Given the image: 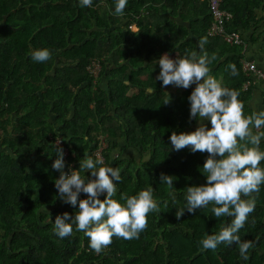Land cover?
I'll use <instances>...</instances> for the list:
<instances>
[{
  "label": "trees",
  "instance_id": "1",
  "mask_svg": "<svg viewBox=\"0 0 264 264\" xmlns=\"http://www.w3.org/2000/svg\"><path fill=\"white\" fill-rule=\"evenodd\" d=\"M221 7L232 11L227 27L240 33L253 59L251 49L261 37L264 41V13L257 15L264 0H222ZM143 8L149 14L131 33L129 25ZM114 12L115 0H92L91 7L83 8L79 0H0V264H264V185L253 194L255 210L238 233L242 241L254 242L247 261L236 245L202 248V239L231 223L230 217L213 216V205L195 214L185 210L177 219V210L187 206V187L206 183L201 171L207 153H192L187 147L176 151L169 139L173 131L179 134L192 124L188 97L194 88L174 96L156 79L164 54L174 59L192 51L215 55L209 74L238 93L247 117L255 112L250 100L256 87L242 89V45L206 34L211 22L208 0H127L123 15ZM252 25L263 29L247 39ZM202 38L207 41L203 49L198 43ZM45 48L51 59L33 61L31 52ZM261 52L264 56V47ZM92 58L102 65L96 81L86 68ZM101 80L107 81L105 87ZM132 85L138 89L128 94ZM257 131L264 127L253 128ZM100 135L108 143L102 166L109 167L113 159L121 173L113 198L123 204L121 194L134 196L152 188L160 211L148 214L147 228L138 239L114 237L96 254L75 225L67 238L53 233L56 216H74L78 206L59 198L54 181L60 173L52 164L60 139L65 171L71 163L79 170L85 152L96 159L93 151ZM118 137L124 138L122 149L148 151L150 160L111 159L112 139ZM162 173L173 177V185L161 182ZM80 175L85 181L91 178L87 171Z\"/></svg>",
  "mask_w": 264,
  "mask_h": 264
},
{
  "label": "clouds",
  "instance_id": "2",
  "mask_svg": "<svg viewBox=\"0 0 264 264\" xmlns=\"http://www.w3.org/2000/svg\"><path fill=\"white\" fill-rule=\"evenodd\" d=\"M80 6L91 7L92 0H79ZM127 0H115L114 15H123ZM206 38L200 39L199 46L203 49ZM33 61L43 63L51 59L48 49H36L31 52ZM205 52L198 55L192 51L188 57L175 59L168 54L158 59L160 66L157 80L164 87L169 85L177 88H195L188 97L190 103V121L198 120L199 126L192 132L177 133L173 131L170 142L176 151L190 148L192 153H207L202 166L206 183L189 186L186 192L187 206L178 209L179 220L185 210L195 214L197 209L213 205V216L220 219L230 217L231 223L223 227L218 234L207 235L200 241L204 250L215 251L220 244L236 245L241 259H249V250L254 247L252 240H241L238 235L244 227L248 216L255 210L256 197L264 185V151L260 150L264 131L253 132L264 127V111L253 112L249 116L243 113V104L238 100V93L209 75L208 65L215 60ZM235 75L234 65H230ZM150 91H155L150 89ZM170 103L166 100L165 105ZM204 121H210L209 128ZM243 142V143H242ZM56 144V159L52 168L60 173L55 179V188L63 203L77 208L75 215L68 212L55 218L53 233L60 239L67 238L76 230L83 232L89 239V247L96 254L108 248L113 238L125 240L138 239L148 225L147 216L150 212H159V206L153 199V189L140 191L137 195L121 194L122 204L113 197L116 195L117 183L121 181V173L117 167L102 166L104 161L99 156L93 159L86 152L80 160L79 170L65 171V153ZM251 145V147H249ZM150 158L145 157L147 162ZM90 172L87 181L81 178L80 171ZM201 170V169H200ZM173 177L161 174V182L173 185ZM84 193L86 199H80ZM106 193V198L100 197ZM71 221V223H69Z\"/></svg>",
  "mask_w": 264,
  "mask_h": 264
},
{
  "label": "built area",
  "instance_id": "3",
  "mask_svg": "<svg viewBox=\"0 0 264 264\" xmlns=\"http://www.w3.org/2000/svg\"><path fill=\"white\" fill-rule=\"evenodd\" d=\"M221 2L222 0H208V11L211 15V22L207 27L206 34L210 37H222L230 44L242 45L241 63L244 75L246 77L245 81L242 84V89L246 90L250 85L256 86L264 82V70L258 67L256 65V62L248 56V45L243 41L240 33L227 27V23L232 19L233 13L232 11L222 8ZM143 14L147 15L148 10H144ZM86 68L92 76L93 81H96L102 69L101 60L98 58L90 59ZM59 140L60 139H57L56 142ZM107 145V138L104 135H100L98 137L97 147L93 151L94 157L96 158L97 156H99L103 159V161H105L103 152ZM64 153L66 155V151ZM73 164L74 163L70 164L69 169L75 170L73 169Z\"/></svg>",
  "mask_w": 264,
  "mask_h": 264
},
{
  "label": "crops",
  "instance_id": "4",
  "mask_svg": "<svg viewBox=\"0 0 264 264\" xmlns=\"http://www.w3.org/2000/svg\"><path fill=\"white\" fill-rule=\"evenodd\" d=\"M144 10H148L146 8H143L141 10V15L139 17V19H137L135 22H133L132 24L129 25V29L131 31V33L135 32L138 30L139 25L143 24L145 22V18L147 15L143 14ZM262 13H264V9L259 8L257 10V15L260 16ZM176 21L188 26L189 23L188 22H182L181 19L179 17H175L174 18ZM263 29L262 26H256V25H252L249 30L246 32L245 37H247V39L250 36H258L259 32ZM264 47V41L263 38L261 37L259 43L255 46H253V50L251 49V53L253 56V60L256 61V63L264 68V56L261 52V48ZM170 58H173L172 56H170ZM174 59V58H173ZM121 63H127V60L121 61ZM112 68V66L108 67L106 71H109ZM210 75V74H209ZM212 76V75H211ZM213 77V76H212ZM100 85L101 86H106L107 85V81H100ZM255 90L252 93V97L250 100V105L254 108L255 112H260V111H264V101H263V95H264V82L258 84L255 86ZM190 88H194V87H190ZM138 88L136 86H130V89L128 91V94H131L133 92H135ZM167 92L172 93L174 96H178L183 90H181L182 88H177L175 86L169 85L166 88ZM181 90V91H180ZM178 91H180L178 93ZM178 93V94H177ZM110 110L111 112H114L115 110V106H110ZM52 118V117H51ZM52 120V119H50ZM199 121L198 120H192V124L190 125V127H188L184 132H192L193 130H196V128L199 126ZM204 123L210 127V121H204ZM124 144V138L123 137H118V138H113L112 139V147L110 150V155H111V159L112 158H116V157H120V158H124V159H128V158H133L137 163H140L141 160H145V157L149 156V152L148 151H144L141 152L138 149H122V146ZM109 167H114V162L113 159L110 161V165Z\"/></svg>",
  "mask_w": 264,
  "mask_h": 264
},
{
  "label": "rangeland",
  "instance_id": "5",
  "mask_svg": "<svg viewBox=\"0 0 264 264\" xmlns=\"http://www.w3.org/2000/svg\"><path fill=\"white\" fill-rule=\"evenodd\" d=\"M192 87H194V88H195V85H192ZM181 90H183V88H182ZM181 90H180V91H181ZM180 91H178V93H179ZM178 93H177V94H178Z\"/></svg>",
  "mask_w": 264,
  "mask_h": 264
}]
</instances>
